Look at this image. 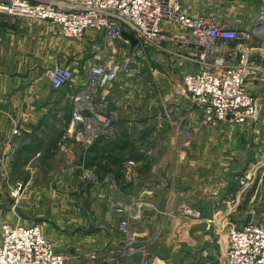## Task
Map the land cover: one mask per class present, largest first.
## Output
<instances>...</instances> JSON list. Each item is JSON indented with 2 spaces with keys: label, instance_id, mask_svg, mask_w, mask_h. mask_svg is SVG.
<instances>
[{
  "label": "crops",
  "instance_id": "crops-1",
  "mask_svg": "<svg viewBox=\"0 0 264 264\" xmlns=\"http://www.w3.org/2000/svg\"><path fill=\"white\" fill-rule=\"evenodd\" d=\"M183 3L189 13L213 12L222 24L238 31L251 29L264 15V0ZM125 40L123 36L118 41L117 50L113 48L117 41L109 43L102 34L89 31L84 37H65L53 21L0 11V207L8 202L14 175H21L23 191L28 193L65 191L85 175L91 209L102 208L107 225L92 235L90 252L98 249L110 256L126 248V233L118 225L127 218L137 251L125 254L121 264H138L144 252L150 264H226L232 227L261 218L250 208L252 192L261 185L264 193V36L247 43L253 62L247 89L258 106L256 117L247 123L205 127L202 109L190 102L183 84L187 73L204 67L202 48L184 37L153 49H158L156 56L165 50L166 60L172 63L166 68L175 71L153 72L158 85L175 89L168 94L170 105L151 104L153 116L148 121L124 120L123 113L131 109L126 105L129 96L120 88H125L124 80L132 72L123 71L94 98L96 103L106 101L107 109L116 113L115 135L92 144L79 142L71 132V120L59 119L63 108L69 106L72 114L73 95L90 89L91 67L113 50L121 58ZM57 64H66L76 73L71 86L60 90L53 89L47 74ZM14 127L20 128L19 133H13ZM238 171L250 180L260 179L238 185L233 179L243 175ZM52 175L56 183L43 179ZM260 201L264 207V199ZM64 202L70 206L74 200ZM119 206L125 208L123 213ZM184 206L196 209L200 216L185 210L180 214ZM237 214L247 220L234 217ZM235 218L243 221L240 226Z\"/></svg>",
  "mask_w": 264,
  "mask_h": 264
},
{
  "label": "built area",
  "instance_id": "built-area-1",
  "mask_svg": "<svg viewBox=\"0 0 264 264\" xmlns=\"http://www.w3.org/2000/svg\"><path fill=\"white\" fill-rule=\"evenodd\" d=\"M0 11L54 21L65 37H84L93 31L114 43L125 31L138 40L134 48L125 40L121 58L113 50L103 62L94 64L89 70L90 89L73 95L70 129L79 142L92 144L111 135L116 113L107 109L106 101L96 103L94 98L113 85L123 71L133 70L131 54L163 49L166 43L184 37L202 48L204 67L198 73H187L183 84L190 102L202 109L204 123L242 125L257 113L255 98L247 89L248 71L253 65L247 43L264 36V15L251 29L238 31L222 24L213 12L189 13L183 0H0ZM233 42L236 44L231 47ZM127 51H131L130 56ZM47 74L53 89L60 90L71 86L76 73L66 64H57ZM187 213L200 216L192 207ZM119 228L126 233V248L105 264H121L125 254L134 252L136 238L129 221L122 220ZM1 230L0 264H68L71 260L68 253L57 251L55 241L39 225L4 223ZM143 254L138 264H149L147 253ZM225 261L264 264L263 219L253 218L229 231Z\"/></svg>",
  "mask_w": 264,
  "mask_h": 264
},
{
  "label": "rangeland",
  "instance_id": "rangeland-1",
  "mask_svg": "<svg viewBox=\"0 0 264 264\" xmlns=\"http://www.w3.org/2000/svg\"><path fill=\"white\" fill-rule=\"evenodd\" d=\"M118 41L113 45V48H117V50H119ZM230 46L234 47L233 44H230ZM163 48H166V46H164ZM153 49L154 48H151V50ZM153 51L150 53L149 49H147L146 51H144V53H139L140 55L131 54L133 60V63L130 64L131 68L133 69L131 71L132 77H127V79H125L123 83L125 88H120L124 90L127 96H129L128 99H126V105L128 109H131L130 112L123 113L124 120L148 121L150 117L152 118L153 116H150L152 114V111L149 108L151 104L159 103V105L163 107L170 105L169 103L172 102V99L170 98V101L168 94H170V92L175 89L170 86L161 87L160 85H158L159 82L155 78L153 72L154 69H158V71L162 73L165 72L166 69H169L173 72L175 71L172 67L166 68V64L170 66L172 63L170 60H166L167 53H165V50L162 51L163 54L161 56H156L158 49ZM130 53L131 51H127L126 55L130 56ZM171 55V53H168V56L171 57ZM174 84L177 85L178 81H174ZM117 88L118 87L116 86L115 89L117 90ZM255 101L256 107H258L256 98ZM142 104L143 106H141ZM256 115L254 117H256ZM204 118L205 117L203 116V124L205 125V127H209V125L204 123ZM59 119L71 120V108L69 106H65V108H63V113L60 115ZM217 126L218 125L212 127ZM143 130L144 133L147 132L146 129ZM19 131V127L13 128L14 134L19 133ZM112 135H115L114 128L111 135H109L108 137H111ZM241 169L242 168H240L239 170ZM238 173L243 174V171H238ZM256 177H253L250 180V177L248 175L244 176L243 174L237 175V179L234 176L233 179L237 181L238 185L245 186L247 181L250 184L253 179L255 181H258L260 179V177ZM21 178V175H14L13 190L7 193V205L4 204L2 207H0V239L2 231L1 226L4 223H19L24 225L36 224L41 226L44 234L49 239L55 241L57 251L68 253L71 256V260H73L74 262L71 261L70 264H86L88 263L89 259L94 260L95 264H105V262L109 260V257L112 258V255L109 256L107 254H104L103 256L102 253H104L105 251L103 252L98 249L96 253L90 252L91 248L89 247V241H91L92 235L96 236L97 233H100L102 230H104L107 225L102 219L103 209L98 207L91 209V201L85 193L88 188V184L86 182V179L88 178L87 176H79L78 181L75 182L76 184H74L73 187H69L70 189L65 191L61 189V191L56 192L34 191L31 193L23 191ZM43 179L46 181H55V183L57 182V177L53 175L43 177ZM257 186L258 185H256L255 188H257ZM54 188L57 189L59 188V186L54 185ZM261 190L262 186L259 185V190L256 189L254 190V193L252 192V194H254V198L251 202L250 211L252 212L250 213H253L255 217H261L260 219L264 220V207L261 205L260 201L264 199V197L262 196V194L264 193H262ZM1 194L5 195V193ZM10 199H12V203L9 202ZM28 199L32 201L30 202V204H28L27 202ZM71 199H73L74 202L70 204V206H67L65 204L66 202L64 201H70ZM117 210L123 213L125 211V208L119 206L117 207ZM184 210L187 213L188 207H181L180 214H182ZM194 210L197 211L196 209ZM192 216L195 217L194 215ZM239 216L240 215L237 214V216L235 215L234 217L239 218ZM240 218L245 219L243 218V215H241ZM234 220H236L235 223L237 224V226H240L241 222H243L241 220L238 221L236 218ZM246 220L247 219H245L244 221ZM233 227L236 226L234 225ZM135 247L136 246L134 245V251H137Z\"/></svg>",
  "mask_w": 264,
  "mask_h": 264
},
{
  "label": "water",
  "instance_id": "water-1",
  "mask_svg": "<svg viewBox=\"0 0 264 264\" xmlns=\"http://www.w3.org/2000/svg\"><path fill=\"white\" fill-rule=\"evenodd\" d=\"M122 35L132 43L133 47L137 46L138 40L135 37L125 31L122 32Z\"/></svg>",
  "mask_w": 264,
  "mask_h": 264
},
{
  "label": "bare ground",
  "instance_id": "bare-ground-1",
  "mask_svg": "<svg viewBox=\"0 0 264 264\" xmlns=\"http://www.w3.org/2000/svg\"><path fill=\"white\" fill-rule=\"evenodd\" d=\"M70 262H71V260H70V261H68V264H70Z\"/></svg>",
  "mask_w": 264,
  "mask_h": 264
}]
</instances>
